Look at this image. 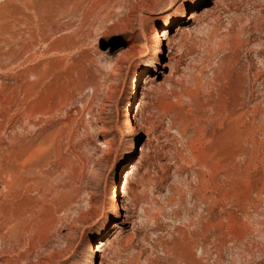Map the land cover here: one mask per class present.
I'll return each instance as SVG.
<instances>
[{
	"label": "rangeland",
	"instance_id": "rangeland-1",
	"mask_svg": "<svg viewBox=\"0 0 264 264\" xmlns=\"http://www.w3.org/2000/svg\"><path fill=\"white\" fill-rule=\"evenodd\" d=\"M186 1L0 0V264H264V0Z\"/></svg>",
	"mask_w": 264,
	"mask_h": 264
},
{
	"label": "bare ground",
	"instance_id": "bare-ground-1",
	"mask_svg": "<svg viewBox=\"0 0 264 264\" xmlns=\"http://www.w3.org/2000/svg\"><path fill=\"white\" fill-rule=\"evenodd\" d=\"M193 4H194V0H187L175 12L166 14L162 18V20L160 21V23L158 24V29H157V34H156L157 37H158V39L164 40L166 38L167 30L165 29V25L170 21V19H172L174 15L184 14L185 13V10H186V7L187 6H191ZM161 47L158 50V52H161L162 51ZM156 60H157V58L154 57V58L148 60L145 63L144 66L145 67H150L151 65L155 64ZM121 192H122V195L121 196H122V198H124L125 197V194H126L125 188H123V190ZM122 210H123V200L122 199L121 200H117V202H116V213H117V215L121 214ZM101 246H102V243H100L99 245H96L95 246L96 252H100L101 251V249H100ZM100 264H101V262H100Z\"/></svg>",
	"mask_w": 264,
	"mask_h": 264
}]
</instances>
